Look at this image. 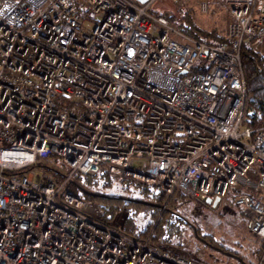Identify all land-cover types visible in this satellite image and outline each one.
<instances>
[{
	"label": "built area",
	"instance_id": "1",
	"mask_svg": "<svg viewBox=\"0 0 264 264\" xmlns=\"http://www.w3.org/2000/svg\"><path fill=\"white\" fill-rule=\"evenodd\" d=\"M153 1L0 0V264H197L70 192L101 167L198 201L235 192L264 263V126L244 110L241 63L264 39V0H221L225 44L184 35Z\"/></svg>",
	"mask_w": 264,
	"mask_h": 264
},
{
	"label": "trees",
	"instance_id": "2",
	"mask_svg": "<svg viewBox=\"0 0 264 264\" xmlns=\"http://www.w3.org/2000/svg\"><path fill=\"white\" fill-rule=\"evenodd\" d=\"M154 1L148 8L149 12L165 16L184 35L207 43L228 42L226 36L222 37L201 30L194 24L189 14L183 13L181 17L176 18L173 12L167 9L161 10V6H165L162 0H156L158 1L156 4ZM241 63L246 89L244 110L250 113L253 126L263 127L264 56L254 49L244 47L241 52ZM37 165L52 171L57 179L61 180L63 175L60 172L44 163H37ZM104 187H109L111 190L116 188L113 177L105 167H101L97 173L91 175L75 174L69 184L72 194L97 204L101 211L100 218L104 222H109L116 211L125 210L127 218L123 231L127 235L138 240L148 239L151 244L163 249L178 246L179 235L186 224L177 213L178 205L186 199L181 193L175 191L172 194H166L153 186L125 178L120 179L118 186L121 194L100 193V188ZM234 196L235 192H231L227 197L232 204ZM258 251L259 258L262 249ZM243 261L246 264H253L252 261Z\"/></svg>",
	"mask_w": 264,
	"mask_h": 264
},
{
	"label": "rangeland",
	"instance_id": "3",
	"mask_svg": "<svg viewBox=\"0 0 264 264\" xmlns=\"http://www.w3.org/2000/svg\"><path fill=\"white\" fill-rule=\"evenodd\" d=\"M155 1V4L158 3ZM162 1L165 5H160L162 11L167 9L173 12L176 18L181 17L183 13L189 14L194 24L201 30L225 36L227 14L221 0H207L208 7L205 11L200 9L201 0ZM247 44L249 46L247 48L254 49L264 56V41H252ZM50 161L57 163L58 159L51 157ZM111 176L116 188L112 190L109 187L100 188V193L121 194L118 186L123 177ZM248 176L255 178L250 174ZM177 213L186 224L179 235L178 246L166 250L191 258L197 264H246L243 260L257 264L258 250L262 249L263 241L249 231L243 213L233 206L229 199L220 200L216 206H212L204 201L186 198L178 205Z\"/></svg>",
	"mask_w": 264,
	"mask_h": 264
},
{
	"label": "water",
	"instance_id": "4",
	"mask_svg": "<svg viewBox=\"0 0 264 264\" xmlns=\"http://www.w3.org/2000/svg\"><path fill=\"white\" fill-rule=\"evenodd\" d=\"M135 1L140 3V4H144V3L148 2L149 0H135ZM219 202H220L219 197H216L213 201H210V199L205 200L206 204H211L212 206H216Z\"/></svg>",
	"mask_w": 264,
	"mask_h": 264
},
{
	"label": "crops",
	"instance_id": "5",
	"mask_svg": "<svg viewBox=\"0 0 264 264\" xmlns=\"http://www.w3.org/2000/svg\"><path fill=\"white\" fill-rule=\"evenodd\" d=\"M257 41H264V39L257 40ZM231 192H232V191H229V193L227 194V196H226L224 199H226L227 197H229V195L231 194ZM224 199H223V200H224ZM233 204H234V203H233ZM234 205H235V204H234ZM234 205H233V206H234ZM235 206H236V205H235ZM236 207H238V206H236ZM238 208H239V207H238ZM240 209H241V208H240ZM241 211H242V209H241ZM242 213H243V211H242Z\"/></svg>",
	"mask_w": 264,
	"mask_h": 264
}]
</instances>
